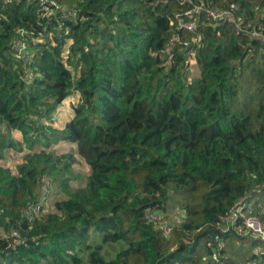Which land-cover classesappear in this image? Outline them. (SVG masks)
Instances as JSON below:
<instances>
[{
    "label": "trees",
    "instance_id": "16d2710c",
    "mask_svg": "<svg viewBox=\"0 0 264 264\" xmlns=\"http://www.w3.org/2000/svg\"><path fill=\"white\" fill-rule=\"evenodd\" d=\"M58 2L74 15L0 0V161L28 152L16 172L0 165V264H264L263 241L221 227L237 209L264 224V43L204 12L194 33L175 18L203 5L264 27V0ZM44 181L66 198L29 218ZM108 245L123 248L108 260Z\"/></svg>",
    "mask_w": 264,
    "mask_h": 264
},
{
    "label": "built area",
    "instance_id": "2783aa9c",
    "mask_svg": "<svg viewBox=\"0 0 264 264\" xmlns=\"http://www.w3.org/2000/svg\"><path fill=\"white\" fill-rule=\"evenodd\" d=\"M40 1L41 11H47L52 9L53 11L61 12L64 17H72L74 12L68 6L60 5L58 0H32ZM193 13L189 17L192 19L191 22H184L180 15H175L180 27L194 33L197 30L198 15L204 12L206 18L214 26H224V25H235L237 31L251 38L252 40H258L264 43V27L261 23L251 27L249 24L243 25V17H238L235 15V11L232 9H218L211 8L206 9L203 5H193ZM50 12L49 14H51ZM51 16V15H48ZM264 17V15H262ZM26 37V32L23 30L17 31L16 36L13 38V50L16 54V58L21 61L25 66L32 63L33 55L32 51L27 46L24 38ZM49 195L47 194L44 199H47ZM43 201L42 205L30 209L26 212L27 217L32 218V216H40L43 211ZM241 218L240 210H233L230 215L222 219V230L224 232H229L233 230L239 235H250L256 239L264 242V224L256 217H243L244 220L242 224H238L237 221ZM151 221L158 219V216L149 217ZM165 234L169 236L172 231V226L170 224H164Z\"/></svg>",
    "mask_w": 264,
    "mask_h": 264
},
{
    "label": "rangeland",
    "instance_id": "374dc122",
    "mask_svg": "<svg viewBox=\"0 0 264 264\" xmlns=\"http://www.w3.org/2000/svg\"><path fill=\"white\" fill-rule=\"evenodd\" d=\"M66 52H68V50H66ZM190 65H191L192 78L198 77L199 71L195 64V61L190 60ZM77 97L78 96L69 98L68 100L64 101L63 104L60 105L59 110L54 115V127H57V128L64 127V125L73 117V107L77 105L78 103ZM14 137L17 141H22L21 134L14 133ZM58 150L60 151L59 155H61L62 153H66V154L70 153L69 145L67 143H62L59 146ZM26 155H28L27 151L23 153H19L16 151H8L6 153V160L0 161V165L7 166L8 168L12 169L13 172H16L17 167L25 162ZM77 162H78L77 164L78 171H76V174H78L79 172L82 173L84 175L83 180H85L86 176L88 175V170H87L88 167L85 164L84 160H82V158L79 156H77ZM79 184H80L79 181L78 182L74 181L73 187L77 188L78 186H80ZM40 191H41V194H40L41 197L42 195H44L43 196L44 208H43L42 214L53 213L55 211L54 210L55 203L57 201H62L66 198L65 194L59 190V187L55 182L44 181L43 186L41 187ZM45 192L46 194H44ZM47 194L49 196L47 197V199H44V197ZM0 233L3 234L1 230H0ZM91 234L93 237V240H91V243L93 245H96V242L100 241L101 234H99L96 231H92ZM122 248H123L122 246L108 245L104 247L102 253L105 254V257L109 260V259L115 258L116 254ZM84 259H86V257H84Z\"/></svg>",
    "mask_w": 264,
    "mask_h": 264
},
{
    "label": "crops",
    "instance_id": "0c3cea01",
    "mask_svg": "<svg viewBox=\"0 0 264 264\" xmlns=\"http://www.w3.org/2000/svg\"><path fill=\"white\" fill-rule=\"evenodd\" d=\"M15 133H17V132H15Z\"/></svg>",
    "mask_w": 264,
    "mask_h": 264
}]
</instances>
